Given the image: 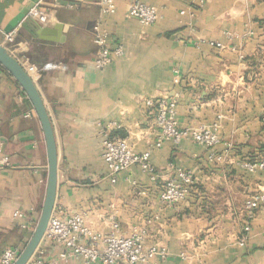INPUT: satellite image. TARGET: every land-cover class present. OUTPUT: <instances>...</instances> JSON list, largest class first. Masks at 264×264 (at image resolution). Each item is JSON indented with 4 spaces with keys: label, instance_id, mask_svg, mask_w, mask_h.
I'll use <instances>...</instances> for the list:
<instances>
[{
    "label": "crops",
    "instance_id": "0c3cea01",
    "mask_svg": "<svg viewBox=\"0 0 264 264\" xmlns=\"http://www.w3.org/2000/svg\"><path fill=\"white\" fill-rule=\"evenodd\" d=\"M42 1L53 20L42 25L28 17ZM0 0V40L16 30L14 54L38 66L64 68L34 75L47 105L59 155V187L54 215L82 213L95 231L145 230L147 246L168 250L163 264H264V212L251 219L246 245L238 243L247 221V197L264 189V170L243 163L264 158V0H145L158 12L144 25L128 15L129 0ZM112 48L122 45L105 68L95 66V27ZM175 97L182 127L218 124L213 148L191 138L176 144L162 136L156 106L146 98ZM121 125L113 137L136 152L151 151L157 178L135 165L108 176L103 158L104 123ZM163 137V138H162ZM162 138V143H156ZM0 141L10 166L0 164V257L8 247L23 251L44 204L48 154L44 130L28 94L6 69L0 71ZM192 170L195 188L183 201L167 204L161 190L176 170ZM15 211L28 215L23 227ZM61 246L44 238L43 264ZM36 257V255H35ZM91 264H101L99 262Z\"/></svg>",
    "mask_w": 264,
    "mask_h": 264
},
{
    "label": "built area",
    "instance_id": "2783aa9c",
    "mask_svg": "<svg viewBox=\"0 0 264 264\" xmlns=\"http://www.w3.org/2000/svg\"><path fill=\"white\" fill-rule=\"evenodd\" d=\"M201 5L206 0H197ZM42 1L30 8L28 17L34 19L42 25H48L53 20L51 10L42 7ZM104 11L114 12L116 3L114 0H101ZM128 15L138 19L144 25L153 24L158 19L157 10L147 4L145 0H129ZM16 30L4 32L2 44L15 56L14 45L16 41ZM95 42L99 45V52L95 58V66L99 69L107 67L113 57L125 54L122 45L112 48L109 36L97 25L94 30ZM22 63V62H21ZM27 72L33 76L41 74L43 71L64 68L62 62H48L38 66L29 61L22 63ZM4 69L0 63V71ZM145 104L156 106V124L159 126L164 138H171L179 144L184 138H191L194 141L209 148L215 147L220 142L218 124L214 126L182 127L177 118V99L175 97L146 98ZM264 122V115L262 117ZM121 125L117 121L104 123L101 128L103 136V158L107 165L109 174L113 182L117 181L120 172L126 171L138 165L144 171L151 174L152 179L157 178L156 167L151 158V151L136 152L126 139L113 137L112 131ZM162 137V138H163ZM162 138L156 143L160 146ZM0 153H3L0 141ZM0 164L10 166L11 159L7 155H2ZM243 166L249 171L258 169L264 170V158L248 160ZM195 188V175L192 170L178 169L167 179L163 185L160 196L161 200L167 204H175L185 200ZM247 221L242 226V235L238 239L240 245H246L249 234L252 232L251 219L257 211L264 212V189L251 193L245 203ZM14 217L19 219L23 227H28L32 223L28 215L23 211H15ZM264 236V227L262 230ZM147 233L145 230L134 228L132 233L123 235L120 233V223L113 221L109 232L103 233L95 231L88 224L85 215L76 213L66 219L56 215L50 218L44 238L50 239L53 243L62 248L54 261H69L72 258L82 259L86 264L99 262L101 264H163L154 262L156 257L165 259L169 252L166 248L158 245L147 246L145 243ZM43 238V239H44ZM22 250L17 247H6L0 257V264H14ZM36 255V257H35ZM44 250L37 248L36 252L28 264H43Z\"/></svg>",
    "mask_w": 264,
    "mask_h": 264
},
{
    "label": "water",
    "instance_id": "95a60500",
    "mask_svg": "<svg viewBox=\"0 0 264 264\" xmlns=\"http://www.w3.org/2000/svg\"><path fill=\"white\" fill-rule=\"evenodd\" d=\"M0 63L3 65L4 69L8 70L17 79V81L21 84L23 89L28 94L30 100L32 101L41 121L47 146L48 181L41 215L31 239L23 249L18 260L14 263L28 264L37 248L39 247L41 241L43 240L50 218L54 213L59 187L58 147L49 110L35 82V79L27 72L19 59L2 44L1 40Z\"/></svg>",
    "mask_w": 264,
    "mask_h": 264
}]
</instances>
